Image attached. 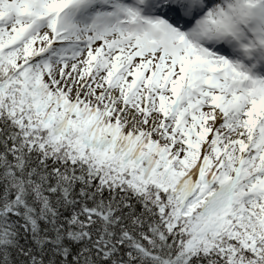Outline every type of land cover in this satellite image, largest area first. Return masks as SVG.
I'll return each mask as SVG.
<instances>
[{
    "label": "snow or ice",
    "instance_id": "snow-or-ice-1",
    "mask_svg": "<svg viewBox=\"0 0 264 264\" xmlns=\"http://www.w3.org/2000/svg\"><path fill=\"white\" fill-rule=\"evenodd\" d=\"M221 0H0V264H264V79Z\"/></svg>",
    "mask_w": 264,
    "mask_h": 264
},
{
    "label": "clouds",
    "instance_id": "clouds-1",
    "mask_svg": "<svg viewBox=\"0 0 264 264\" xmlns=\"http://www.w3.org/2000/svg\"><path fill=\"white\" fill-rule=\"evenodd\" d=\"M218 10L223 13L220 31L197 28L191 36L194 42L236 43L247 52L264 50V0H221Z\"/></svg>",
    "mask_w": 264,
    "mask_h": 264
},
{
    "label": "bare ground",
    "instance_id": "bare-ground-1",
    "mask_svg": "<svg viewBox=\"0 0 264 264\" xmlns=\"http://www.w3.org/2000/svg\"><path fill=\"white\" fill-rule=\"evenodd\" d=\"M218 45V44H217ZM227 60H229L230 61V59H227ZM234 65H236V64H238V63H235V62H232ZM240 65V64H239ZM240 70H242V67H241V69ZM242 71H245V70H242Z\"/></svg>",
    "mask_w": 264,
    "mask_h": 264
}]
</instances>
